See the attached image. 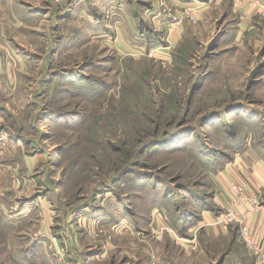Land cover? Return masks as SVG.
<instances>
[{"label": "rangeland", "instance_id": "1", "mask_svg": "<svg viewBox=\"0 0 264 264\" xmlns=\"http://www.w3.org/2000/svg\"><path fill=\"white\" fill-rule=\"evenodd\" d=\"M173 4L0 0V83L11 99L5 130L15 131L12 142L28 154L43 155L41 181L60 186L51 229L63 241L6 249L2 243H16L9 226H0V264H75L76 255L85 264L103 247L89 264H209L215 253L208 246L202 254L181 241L190 238L181 233V208L192 207L212 164L247 146L264 149V21L236 39L239 19L229 8L213 10L201 23L184 18L170 38L157 26L159 40L133 48L111 32L123 14L146 25L134 7L166 13ZM88 203L109 215L83 224L86 244H67L76 235L67 213Z\"/></svg>", "mask_w": 264, "mask_h": 264}, {"label": "crops", "instance_id": "2", "mask_svg": "<svg viewBox=\"0 0 264 264\" xmlns=\"http://www.w3.org/2000/svg\"><path fill=\"white\" fill-rule=\"evenodd\" d=\"M172 1L174 4L166 13L159 11L157 5L142 6L138 8L139 10L134 7V11H136L135 18H138L137 15H141L142 23H145V26L148 25L147 28L142 25H135L133 18L128 19L127 14H123L122 23L117 22V24L120 23V26L116 27L115 30L112 29L111 32L117 34V40L123 39L122 41L131 48L136 45L134 41L142 43L152 40V38L156 41L159 40V37H162L159 36L162 29L158 30L157 26H162L163 29L168 28L171 18L190 6L197 7L194 20L188 19L194 23H201V21L209 18L213 10L229 8L231 16L235 15L239 19L236 25L237 32L234 34L236 39L241 37L244 32H249L257 19L258 22L264 21V0H261V7L256 9L251 7L247 0ZM22 4L29 6L25 2H22ZM140 4L147 5L143 2H140ZM149 21H152V23H149ZM181 24L183 25V22ZM182 33L183 30L181 29V35ZM132 41L134 44H132ZM0 42L3 43L2 37ZM3 68V66H0L1 78L5 77ZM260 75L264 78V66L261 68ZM3 90L4 87L0 83V226L6 224L9 226V238L16 244L13 246V242L8 240L6 243H2V248H5L4 246L8 244L9 246L6 249L38 251L49 244L51 246L53 244L62 245L63 241L60 238L52 237L53 229H51L54 220L53 212L58 211L56 201L60 186L53 185L57 181H41L43 178L41 171L44 168L42 154H28L17 138L12 142L11 137L15 135V131L5 130V125L9 119L4 116L5 111H7L5 103L7 104L11 99L3 96ZM250 147L247 146L244 151H237L236 154L229 156L227 160L220 161L222 163L216 164L215 167L212 164L208 170L209 185L206 182L205 187L200 188L198 193H194L195 198L192 207L183 205L181 208V233L184 237H190L189 239L194 238L202 254L207 253V246L214 251L215 254L209 264H244L250 256L247 251L244 254L237 252L238 247H241V245L238 243L236 233L233 232L234 227L226 230L216 224V219L227 210L238 209L246 213L250 209L249 204L239 199L238 193L232 190V185L235 183L242 184L246 190L253 191L259 197V206L255 207L250 214L244 213V215L247 216L248 226L264 246V149L257 152ZM259 147L264 148V144L259 145ZM8 154L17 155V157L10 159ZM120 203V205L125 204L126 200H122ZM115 205L117 204L115 203ZM90 207L91 205L88 203L74 212L67 213L66 218L70 221L69 226H76L72 229L73 232L76 230V235L68 236L67 244L77 240L81 244H86L85 241L88 240L87 234L89 232L88 228L83 226L85 222L89 224L98 220L105 222V215H109V212L104 209L105 207L103 206L104 208L102 207L93 212L90 211ZM121 210L126 214L127 209L125 207H122ZM119 215H121V212H119ZM131 223L133 222L130 221ZM119 225L116 227H119L118 231L120 232L121 226ZM136 225H131V227L137 229ZM56 229L59 228L56 227ZM77 235H80V237ZM187 244V242L184 243L188 248ZM190 245L192 244L190 243ZM81 246L77 245V248L83 251L84 245ZM105 252L103 247L95 254H88L87 257L89 258H87L85 264H89L90 257H94V255L103 257ZM97 256L96 258H98ZM250 258L255 264V259L251 256ZM77 262L78 255L73 257V263L76 264ZM194 262L195 264H201L202 260L198 259Z\"/></svg>", "mask_w": 264, "mask_h": 264}, {"label": "built area", "instance_id": "3", "mask_svg": "<svg viewBox=\"0 0 264 264\" xmlns=\"http://www.w3.org/2000/svg\"><path fill=\"white\" fill-rule=\"evenodd\" d=\"M251 7H261V0H247ZM195 11L197 7L190 6L186 7L181 15H174L168 25L169 38L173 34L177 26H180L184 18H189L194 20ZM232 190L236 191L239 195V199L247 202L249 204V210L245 214H250L255 207L259 206V197L256 196L253 191L246 190L242 184L235 183L232 185ZM238 209L227 210L222 213L217 219L216 224L222 226L224 229L228 230L230 227L235 226L239 230L240 241L245 246L248 254L255 259L257 264H264V246L258 241L255 234L252 232L247 223V216ZM181 241L187 242V246L191 249L195 248L197 242L194 238H181ZM190 243L192 245H190Z\"/></svg>", "mask_w": 264, "mask_h": 264}]
</instances>
